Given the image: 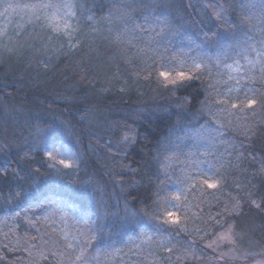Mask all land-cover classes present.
<instances>
[{"label":"trees","instance_id":"16d2710c","mask_svg":"<svg viewBox=\"0 0 264 264\" xmlns=\"http://www.w3.org/2000/svg\"><path fill=\"white\" fill-rule=\"evenodd\" d=\"M85 2L100 20L123 14L127 19L132 17L128 24H138L145 33L148 26L158 33L161 25L167 24L170 36L181 49L187 50L191 44L193 49L212 52L246 39L247 29L241 25V17L247 20L246 13L258 16L264 0ZM121 44L114 37V43L94 48L109 56L110 67L103 74H111L112 83L100 70L87 64L92 49L68 50L57 66V71L63 73V83L70 89H63L69 95L63 100L55 93L40 99L41 92L29 81L16 82L11 75H0V97L10 95L36 110L52 109L46 117H29L20 124L0 117V264H79L75 255H69L72 250L50 227L45 215L51 209H60L74 213L87 230L95 228L94 209L84 194L88 190L80 192L89 177L105 191V201L98 208L106 212L102 230L89 245L91 248L104 247L113 240L122 246L126 239L153 226L166 229L168 188L176 179L196 173L197 169L191 167L192 159L205 158L203 153H196V143L198 153L213 147L215 153L207 159L216 165L213 180L219 179L217 189L204 186L202 191H192L191 216L197 240L193 243L185 236L186 240L165 257L144 252L142 259L148 264H199L206 255L204 243L231 223L238 231L256 230L254 235L264 240V109L257 105L255 113L246 116L239 126L220 129L214 125V113L205 111L215 103L210 79L201 76L166 85L159 76L166 69L161 60H149L153 67L148 69L147 76L135 86L127 78L129 83L124 88L119 77L131 76L130 71L139 59L134 55L135 48ZM138 44L143 45L144 39ZM170 69L174 72L173 67ZM108 85L111 92L102 93L100 89ZM256 87L264 92V85L259 83ZM135 100L144 104H134ZM89 106L120 111H113L110 119L101 120L96 127L84 119L88 113L84 108ZM62 124L68 125L73 141L83 148L87 140L84 130L89 132L91 141L103 152V166L87 156L74 178L65 176V171V177L56 173L48 153L52 155L63 143ZM111 189L140 221H126L122 226L121 211L115 216Z\"/></svg>","mask_w":264,"mask_h":264},{"label":"rangeland","instance_id":"374dc122","mask_svg":"<svg viewBox=\"0 0 264 264\" xmlns=\"http://www.w3.org/2000/svg\"><path fill=\"white\" fill-rule=\"evenodd\" d=\"M37 2L38 0L30 3L16 0H0V75H8L7 77L11 75L15 78L14 81L16 82L29 81L36 88V91L39 90L38 92H41L40 99L44 98L43 95L49 96L51 93H55L56 97L61 100H63V98H69V95L67 94V97L63 92V89H70L69 85L64 84L62 81L64 77L63 73L57 71L58 62L70 52L68 50L83 47L82 50L87 49V52L89 49H92L87 64H91L97 71L100 70L107 82L112 83L114 78L111 77V74L110 77H106V75L103 74V71L110 67L109 56L102 55L94 48L95 46H104L108 43H114V37L117 35H115L116 29L118 30L122 28L125 23H129L132 17L127 19L123 14H116L108 20L104 19L106 21L104 23L103 19L100 20L96 17L91 7H87L85 0H54L56 3H69L73 5L71 9L64 10L65 12L71 13V15L66 17L68 30H71V40H69V38L64 35V18L60 16L57 17L59 22L57 27L59 30L54 32L52 30V21L44 19L37 21L33 15V11L24 7V5L35 4ZM9 4L14 7L8 8L7 6ZM6 8L7 11L5 10ZM134 26H137L139 29L135 33L137 37L136 43L142 42L143 39L144 43H151L160 41L163 38L166 52L164 60L161 61L169 65L174 63L176 66L173 69L174 72L170 69L172 67H167L161 71H171L175 73L181 70L186 71L194 62L201 64L200 71L196 72L194 76H206L213 85L215 103L211 104L212 107H206L205 111L207 113H214L213 115L216 118L214 125H218L220 129H223L225 127L230 128L242 124L241 122L245 120V117L239 119L227 117L226 113L222 111L224 105L218 103L220 99H224L223 96L218 94V91L227 92L228 85L225 83L224 78L217 79L216 65L218 64L219 68L223 69L225 63H232L233 53L236 51L232 44L228 43L212 52L211 50L206 51L204 49L202 51L199 47L193 49L191 44H189L190 48L185 50L181 49L170 36L167 24L164 27L165 29L158 33L150 26H148V30H146L148 31L147 33L143 32L138 24ZM257 39H259V36H257ZM241 46L245 45L241 43ZM173 49L174 52H172ZM134 52L139 62L134 63L135 69L130 71L131 76H126L121 73V75L125 77H119V80L124 82V88L127 85L126 82L129 83L127 78H131V85L135 86L142 77L147 76L146 72H148V69L146 70L145 57L138 54L137 50H134ZM129 54H133V52L129 51ZM147 63L150 64V61L147 60ZM181 64L184 65L183 69L180 67ZM232 73L234 75L236 74L235 68H233ZM257 84H259V80L249 85V87H256ZM122 86L121 84L119 85V87L123 89ZM72 90L77 91L74 87ZM111 90L109 85L100 89L102 93H109ZM231 95H242V92L236 90L233 91ZM8 96L7 98L4 96L0 97V117L4 116L8 119H12L15 124H20L22 120L29 119V117H35V119L46 117L49 115V112L52 111L50 108L47 111L42 108L36 110V107L34 108V106L32 107L29 104L27 105L26 103L17 101L12 96ZM71 97H73V95H71ZM133 103L137 105L144 104V102L140 100H135ZM84 111H88V113L84 115V119L87 121L88 125L93 123V126H96L101 123V120L110 119L114 113L113 111H120V108H113L110 111V109L106 110L103 108H96L95 106H89L85 107ZM232 111L235 112L236 110ZM62 125L64 134L63 143L58 147V151L55 150L50 158L51 166L55 169L56 173L61 174L62 177L69 176L74 178L77 176V169L81 167V162H85L87 156L93 158L100 166H103V152L91 141L88 134L89 132L84 130L87 140L83 148L81 143L73 141L74 135L68 132V125ZM103 131L105 130L103 129ZM213 133L216 132L213 131ZM215 135L222 137L221 134ZM93 137H96V135L94 134ZM197 149H199L198 143H196L195 146V151L198 155L209 152L208 147L200 149L199 153ZM210 149L211 152L208 156L213 154L214 151L213 147ZM67 153H71L76 157L73 162V167L70 169L65 168L59 163L60 159H63ZM64 171L66 173L65 176H63ZM209 175L211 176V174ZM191 184H195V188H193ZM68 187L69 186H67V188ZM202 188H204V186L200 185L195 180L191 183H186L185 178L173 181L168 188V205L169 212L175 213L178 218V223H172L170 220H167L166 229H160L161 231L159 234H153L151 231H147V229L141 230V233H137L135 236L126 239L122 246H117L115 240L106 244L104 247L96 246L95 249H93L89 246L86 250V255L92 258L91 264H148L146 260L142 259L144 252L159 257H165L170 253L160 246L159 241L161 239L169 243V247L172 249L171 251H174L181 242L186 240L185 238L187 237L185 236L189 237L188 241L195 243L197 240L195 238L198 236L194 218L191 216V207L193 206L194 199L192 191ZM80 189V192L82 190L84 192V189L88 190V192L84 194L88 196L96 216L98 207H101L100 205L105 201V191H102L97 181L91 180L90 177L85 180ZM110 194L111 200L116 208L115 216L117 213H120V211L122 213V226L125 225L126 221H140L132 212H129L125 203L118 199L119 196L116 195L113 189L110 190ZM177 196L180 197L179 200L176 199ZM102 210L106 217V212L104 209ZM45 219L50 224V227L58 233L67 244H72L73 248H77L78 241L83 242L88 238L86 224L82 226V222L80 223L78 217L74 213L69 214L60 209H51L46 213ZM146 222L149 226L152 225L149 220H146ZM255 231L256 230H253V232L238 231L233 223L225 226L212 240L204 243L206 255L204 260L199 264H264V240H260L258 236L254 235ZM148 235L153 236L151 241L147 239ZM110 246H116V248L110 249L112 248ZM108 248L109 250L104 251ZM78 250L77 248V252ZM78 263L80 264V262Z\"/></svg>","mask_w":264,"mask_h":264},{"label":"snow or ice","instance_id":"6c2138e0","mask_svg":"<svg viewBox=\"0 0 264 264\" xmlns=\"http://www.w3.org/2000/svg\"><path fill=\"white\" fill-rule=\"evenodd\" d=\"M254 6V5H253ZM8 8H13L14 6L9 4ZM18 7V6H17ZM24 7L31 9L33 15L37 21L44 19L52 21V30L54 32L58 31L59 28L57 17L60 16L64 18V35L71 40V30H68L67 16L71 15L70 12H65L66 9H71L73 5L69 3H56L54 0H38L35 4L24 5ZM7 11V8L5 9ZM247 20L241 17V25L246 26L245 36L242 42H237L233 47L236 49L233 53L232 63H225L224 68L220 69L217 64V79L224 78L225 83L228 85L227 92H219L218 94L223 96L224 99H220L218 103L224 105L222 111L226 113L227 117H235L236 119L253 115L256 111V106L264 109V92L258 87H249V85L254 84L259 80V83L264 85V3L261 4V12L258 16H253L251 13H246ZM147 21V17H145ZM166 25H161L158 31H161ZM138 27L125 23L122 28L117 30V35L115 40L124 44L129 48H135L137 53L145 57L146 70L153 67L152 64H148L147 60H164L166 46L163 44V38L160 41L155 42H145L143 45L136 43L137 37L135 33L138 31ZM147 30V29H145ZM259 36V39H257ZM241 43L245 46H241ZM258 45V46H257ZM254 54V56H253ZM163 67H175L173 63L171 65L165 63ZM180 67L183 69L184 65L181 64ZM201 68L200 63L194 62L187 70H181L178 72L171 71H160L159 76L163 78V82L167 84L176 85L179 82L191 81L194 78L199 77L194 76L196 72H199ZM233 68H235V75L232 73ZM234 81V83H233ZM239 90L242 95L233 96L231 93L233 91ZM247 109H252V112L246 111ZM232 110H236L233 112ZM211 138V137H210ZM58 151V150H57ZM211 152L203 153L205 159H192L191 167L196 168L195 174H190L185 176V182L191 183L196 181L200 185L206 186L208 189H217L219 184V179L213 180L215 176L214 168L216 167L214 161H209L207 156ZM49 158H51V152L48 153ZM76 157L71 154H65L63 159H60L59 163L65 168H72L73 162ZM209 171H212V175H209ZM195 188V184H191ZM201 191L203 189H200ZM177 200L180 199L179 196L176 197ZM168 219L172 223H178V218L175 213L168 212ZM106 219L105 213L102 209L98 208L95 216V228L88 229V238L83 242H77V248H73L72 244H68L66 247L72 249L69 255H75V261L80 262V264H91V257L86 255V250L93 240L96 239V234L102 230L103 221ZM147 231H151L153 234H159L160 229L153 226ZM147 239L151 241L153 239L152 235H148ZM160 246L165 248L167 251L171 252V247L169 243L163 239L159 241Z\"/></svg>","mask_w":264,"mask_h":264}]
</instances>
